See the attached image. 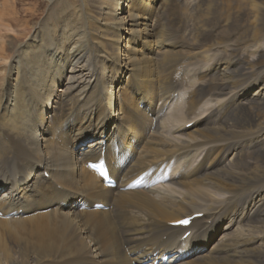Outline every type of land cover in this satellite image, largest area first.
I'll return each instance as SVG.
<instances>
[{
    "label": "bare ground",
    "instance_id": "bare-ground-1",
    "mask_svg": "<svg viewBox=\"0 0 264 264\" xmlns=\"http://www.w3.org/2000/svg\"><path fill=\"white\" fill-rule=\"evenodd\" d=\"M17 1L10 3L12 21L1 20L0 14V25L14 32L10 54L0 44V59L10 58L0 95V264H235V249L227 256L235 230L229 227L237 220L262 232L264 172L247 176L249 186L259 187L246 193L239 212L228 214L231 219L217 241L196 254L189 243L203 237L229 205L241 201L228 190L219 193L218 184L200 187L198 180L184 178L181 159L207 156L218 145L184 130L193 124L187 119L192 112L203 113L210 106L218 123H234L238 130L199 129L197 135L248 140L258 126L263 137L253 158H264V40L257 39L264 35V0L193 2L200 11L197 40L215 41L203 32L214 31L208 26L218 11L227 13L226 24L231 20V26L241 27L242 40L234 56L235 48L230 53L222 48L210 58L206 52L194 53L204 60L202 68L195 67L202 76L183 108L178 106L181 96L194 80L190 68L175 63L188 52L177 51L161 28L144 21L154 7L169 6L172 0H35L24 14ZM179 1L174 0V8ZM124 76L127 80L117 92L122 98L115 97L112 87ZM224 106L229 113L221 112ZM46 109L53 115L60 109L59 115L46 121ZM173 121L181 122L174 133L167 128ZM160 145L168 147L156 156L161 163L152 165L158 159L145 160L144 154L155 156ZM78 146L84 148L78 151ZM234 149V164L242 168L244 149ZM168 159H174V166L165 164ZM89 163L107 167L116 186H105ZM133 170L140 173L139 180L130 177ZM137 186L141 188L132 191ZM156 193L161 202L152 197ZM130 194L143 197L139 210L145 227L120 226L121 231L112 216L94 208L97 203L120 208ZM248 199L247 208L243 203ZM205 204L210 208L206 212ZM91 209L101 213L98 221L87 218L82 227V216ZM198 213L207 216L194 218L187 228L172 225ZM115 215L120 223L119 212ZM234 244L246 252L243 239ZM171 250L174 255L168 256ZM257 250L253 258L264 264V254Z\"/></svg>",
    "mask_w": 264,
    "mask_h": 264
},
{
    "label": "rangeland",
    "instance_id": "rangeland-1",
    "mask_svg": "<svg viewBox=\"0 0 264 264\" xmlns=\"http://www.w3.org/2000/svg\"><path fill=\"white\" fill-rule=\"evenodd\" d=\"M3 1L4 0H0V14L3 13L1 15L3 19L1 20L4 21L5 19L6 20L5 22H8L9 20L12 21L10 19L12 16L11 14L12 7H10V5L12 4V0H6L4 4H3ZM34 1L35 0H18L17 10H20L22 14H24V9L31 6ZM194 1L196 0H180L177 7L174 8V0H172L169 6L164 5L160 8L154 7L153 12L149 14V19L144 20V21H150L153 26L156 25L158 28H161L163 38L171 41L173 43V47L174 45H176L177 51H187L188 52V54L184 58H181V59L178 58L175 63L176 67L178 68L180 67H184L185 69L190 68L192 72L191 73L192 79L194 80L193 86L188 88V92L186 93L183 92L181 96V103L183 102V104H178V106L181 108H183L181 105L184 106L185 102L192 97L193 90L197 86V81L200 79V76H202V74L196 73L195 69L197 67L202 68L204 65V60L202 58L196 57L194 53L206 52L205 56L215 57L217 56L218 52L222 48L228 49L230 53V50L239 46L241 43L239 44L237 43L242 40V36L240 34L241 27L231 26V20L226 24L224 16L227 13H224V12L222 13V11H218L219 17L211 25L208 26L212 28V30L214 31L207 32L208 31L207 30L203 32V36L205 35V37L211 40L215 39V41L197 40L196 39V35L198 34L197 25H198V21L200 20V16H199L200 11L197 7L198 3L193 4ZM7 4L8 6H6ZM133 5L135 4L133 3ZM5 7H7L8 9ZM124 7L125 6L122 4V10L124 9ZM122 10L120 13H123ZM22 16H23L22 18H26V15H22ZM12 34H14L13 30L11 31V29H7L4 26L0 25V44L5 45L4 47H6L7 54H10V48L8 45V41L11 38ZM257 39L264 40V35L258 34ZM125 42L126 41L123 38V40L120 42V47H123ZM134 46L140 49L139 44H136ZM238 52H239V49L235 48L232 53L233 56L237 55ZM9 62H10V58L5 61H2L0 59V95H1V92L4 90L3 85L6 83L7 73H5V70L8 69ZM172 70H173V78H174V57H173ZM210 75L211 74L209 73L208 76ZM126 80H127V76H124L121 79L119 78V80L114 83V86L112 87L114 89L112 90L114 92L115 97L122 98L121 93L117 95V92L119 91V88L122 87V85L125 83ZM175 93L176 95L179 94L178 92H175ZM124 97L130 99L128 96H126V94L124 95ZM229 108H230L229 106H224L222 107L221 112L229 113L228 111ZM186 110L187 108H185L184 112H186ZM210 110L211 108L210 106H208V109L206 112H203V113L200 111L192 112L191 116L188 117L187 119L191 120V123L193 124L188 126L184 130V133L188 131L191 132L194 130L193 134L197 136L199 140H207L209 142H214L218 145L217 147L213 148L211 153L207 156L201 154V155H195L193 158H190V159L189 158L181 159V161H184V163H186V171H185L184 178L185 179L194 178L193 181L198 180L196 184L197 186H200V187H208V185L210 184H214V185L218 184L222 188L218 190L219 193H223L224 189L228 190L234 193L235 197L237 198L236 201L240 200L241 202H237L232 205H229L228 210L226 209L227 213L225 212L222 218L219 217L220 215L217 216L214 220V223L211 225L212 227L206 228V231L203 237H199L193 242L189 243V247L191 246V248L198 250L196 254L204 253L211 247L213 243L217 241L216 240L218 238L217 235L221 233L222 231H225L224 227L228 223V221L231 219V216L228 214L235 211L239 207L238 206L239 203L242 204V202L244 201V198L247 197L246 196L247 192H248L247 194H249L256 187L257 188L259 187L258 184H253L252 186H249L250 181L247 179V176H257L264 172V158H258V159L253 158L255 157L254 151L258 147V144L260 143V140L263 137L259 132L258 126L253 127L251 134L249 135V137H252V139H248V140H239V139L228 140L229 136H226V135H218L212 138L209 136L201 137L197 135V131L199 129H206L207 131H209L210 130L209 128L223 127V128H229L232 133H234L235 130H238V128H236V125L234 123H231V122L228 124L218 123L217 113H211ZM59 111L60 109L56 110L55 114L53 115V112L50 109H46L44 111L46 121L50 119L54 120L59 115ZM262 113L264 114L263 111ZM151 116L152 115H150L149 117ZM128 117L134 120L136 118V117H132L129 113H128ZM200 117L202 118L198 122H195ZM229 117L234 118V116L232 115H229ZM178 125H181V122L179 123L174 122V121L168 122L167 128L173 129V131L171 132L174 133V126L176 127ZM118 128L119 129L121 128L120 123H118ZM152 129L154 130V128L150 127V130ZM146 131H147V136H146L147 138L149 136V133H148L149 129L147 128ZM89 141H91V139H88L85 143ZM131 144L132 146H135L136 142L133 141ZM142 144L143 143H139L138 147L141 146ZM223 144H232L234 145V147L227 150L224 148ZM166 146L168 147V145ZM166 146L160 145L159 151L155 153V156L151 154H144L145 160H151V159L156 158L158 160L152 163V165L161 163L160 158L156 156H159L162 153L163 148ZM235 147H242L244 149L243 159H245V163L242 168H237L234 164L235 162V157H234L235 149L234 148ZM82 148L84 147L78 146L77 150L80 151ZM171 155H174V154H171ZM165 164H172L174 166V159H168L165 162ZM134 172H135L134 173L135 175H130V177L133 176L132 178L133 180H139L140 173L136 174V171ZM173 181L174 179H172L170 183H172ZM140 188L141 187L137 186L133 188L132 191L135 189H140ZM3 190L4 189L0 188V193ZM127 196H128L127 199L123 201L122 206L120 208H111V206H105L106 208L102 210L97 209V211H101V213H105V214L107 213L110 216H112L113 217L112 220L115 221V227L125 226L127 229H132L133 227H137V228L145 227L146 222L143 219V215L141 211L139 210V208L142 205V201H143L142 195L141 194H130ZM152 197L160 202L162 201V197L160 194L156 193ZM251 201H252L251 199H248L243 204L246 205L248 208L251 204ZM208 206L209 204L204 205V212L210 209V208H207ZM247 208L245 210H247ZM224 209L225 207L222 208V210ZM239 210L240 209L238 208V212ZM245 210L241 209V211H245ZM60 211H63V210L60 209ZM97 211H94L93 209H91L89 211L91 212L90 214H85L82 216L83 219L80 222L82 227L86 225V223L83 220H86L87 218H89L91 221H96V220L98 221L97 215L100 212H97ZM117 212H119L120 214L119 216L121 217L120 223H119L118 218L115 215L117 214ZM205 216L207 215L203 214L201 218H204ZM236 222L237 220H233L229 227V230H233V229L235 230L233 231L231 235L233 242L231 243L227 256H229L231 249H235L236 260H237L235 264H260V263L255 262L253 258V250L257 248L258 249L257 251L260 252L259 254H264V234H263L264 226H262V232H259V230L257 232L255 231V229H252L245 225L236 224ZM202 224L203 223L200 222L199 224L200 228ZM89 228H93V227L89 225ZM117 233L118 232H116V234ZM1 237L4 238L5 243L7 245L11 244V241H9L5 235L3 237L2 233H1ZM241 239L245 241V245L243 246L247 248L246 252H242L240 250V247L237 246V244H234L235 240H241ZM172 255H174V250H171L168 252V256H172ZM246 255L247 257H245ZM220 264H226V263L222 262Z\"/></svg>",
    "mask_w": 264,
    "mask_h": 264
},
{
    "label": "snow or ice",
    "instance_id": "snow-or-ice-1",
    "mask_svg": "<svg viewBox=\"0 0 264 264\" xmlns=\"http://www.w3.org/2000/svg\"><path fill=\"white\" fill-rule=\"evenodd\" d=\"M177 223L182 225H188L190 223V220L186 219V220L178 221Z\"/></svg>",
    "mask_w": 264,
    "mask_h": 264
}]
</instances>
